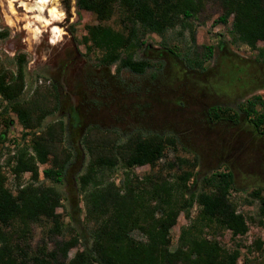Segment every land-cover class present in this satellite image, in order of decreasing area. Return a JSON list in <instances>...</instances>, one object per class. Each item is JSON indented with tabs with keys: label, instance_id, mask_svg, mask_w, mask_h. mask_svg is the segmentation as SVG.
Returning <instances> with one entry per match:
<instances>
[{
	"label": "rangeland",
	"instance_id": "374dc122",
	"mask_svg": "<svg viewBox=\"0 0 264 264\" xmlns=\"http://www.w3.org/2000/svg\"><path fill=\"white\" fill-rule=\"evenodd\" d=\"M49 1L43 10H38L37 0H0V30L6 33L0 39V69L14 71L15 57L24 55L20 99H34L49 111L57 99V110L30 132L20 127L13 114H7L10 123L0 144L5 187L14 193L16 184L29 183L27 173L21 174L17 182L10 174V157L16 148H28L33 135L39 133L50 137L45 135L46 127L53 125L54 131L59 132L61 123L60 142L51 151L56 157L67 156L70 162L59 184H43L54 187L61 198L56 213L62 229L55 238L78 237L75 247L68 251L70 258L89 244L90 224L84 219L77 190V178L88 160L82 142L88 140L92 147L106 146L117 137L132 133L158 134L171 141L164 147L162 157L154 167H135L131 174L139 179L148 177L153 182L171 183L190 171L196 181L192 184L190 179L187 185L192 193H197L207 188L202 178L228 173V200L246 219L247 232L232 237L227 230L210 227L204 235L214 238L225 250L238 246L236 264H264V217L258 214V200L250 196L252 191H258L264 197V134L254 131L242 117L233 123L225 118L210 120L206 115L210 107H226L232 113L253 96L264 100V63L256 58V51L235 42L229 32L230 21L226 25L215 22L220 10L207 1L195 18L182 27L169 29L163 43L155 34L144 36L137 57L146 59L150 66L142 74L116 71L113 65H98L99 54L86 51L81 43L85 27L96 24L94 16L77 10L74 0ZM115 21L113 15L105 24L118 29ZM205 46L212 47V53L203 63V71L186 68L182 58L187 54L202 57ZM256 47L261 48L262 43ZM230 68L235 73L231 83ZM237 68L239 71L234 72ZM4 105L0 100V112ZM2 128L0 121V131ZM46 166L39 165V172ZM122 173L120 165H116L108 175L109 181L118 185ZM38 181H43L40 173ZM195 213L193 206L190 217ZM186 224L187 219L180 213L169 231L170 250L176 245L179 229ZM50 226L44 218L29 225L27 243L31 254L41 246L51 247ZM131 235L141 238L138 231ZM255 242L261 243L258 248H254Z\"/></svg>",
	"mask_w": 264,
	"mask_h": 264
},
{
	"label": "trees",
	"instance_id": "16d2710c",
	"mask_svg": "<svg viewBox=\"0 0 264 264\" xmlns=\"http://www.w3.org/2000/svg\"><path fill=\"white\" fill-rule=\"evenodd\" d=\"M216 4L220 10L215 22L226 25L230 21V34L236 43L256 51V58L264 63V0H74L77 10L94 16L96 24L85 27L81 43L86 51H96V62L101 66L115 67L142 74L150 64L137 57L143 47V38L152 33L163 43L164 34L176 26L195 18L205 2ZM116 15L118 29L105 24ZM0 30V39L5 36ZM258 42L262 47H256ZM191 43H194L193 36ZM168 54L174 53L163 47ZM202 57L182 58L189 70L203 71V63L211 57L212 47H203ZM25 57H15L12 72L0 69V100L4 108L0 112L2 130L0 144L4 142L10 123L8 113L15 116L20 127L30 132L40 126L42 119L57 110V99L51 110L44 109L36 100L23 102V72ZM232 68L229 69L231 72ZM238 72L239 68L233 70ZM228 74L232 82V72ZM210 120L225 118L236 123L239 117L248 122L256 132L264 134V100L253 96L237 105L235 112L226 107H210L206 113ZM97 129V127H92ZM90 129V128H89ZM99 130V129H97ZM100 131V130H99ZM99 131L97 133L99 134ZM63 133L53 125L47 126L45 135H33L29 150L18 147L12 153L10 168L17 182L21 174H29V183L16 184L15 192L9 191L0 170V264H236L239 247L225 250L214 238H207L204 230L210 227L229 231L232 237L247 232L246 219L228 200L231 176L212 174L202 178L207 186L197 193L187 185L192 173L184 172L174 182H153L150 178H137L131 171L135 167H154L162 157L164 147L171 141L158 134L132 133L120 136L110 145L82 142L88 160L84 171L77 178V190L84 206V219L90 224L89 244L68 257L78 237L67 240L55 237L61 234L62 223L56 209L60 194L52 186L59 184L70 159L56 157L52 146L60 142ZM28 134V133H27ZM24 134L23 136H25ZM86 135V133H85ZM39 165H47L39 172ZM120 165L123 175L118 185L109 181V173ZM39 173L43 178L38 181ZM191 184V185H192ZM258 200V214L264 217V197L258 191L250 193ZM196 213L190 217L191 208ZM182 213L187 224L179 229L175 247L170 250L169 231ZM44 218L50 222L48 230L50 248L41 246L29 252L27 236L29 225ZM138 231L140 240L131 235ZM260 242L254 243L258 248Z\"/></svg>",
	"mask_w": 264,
	"mask_h": 264
},
{
	"label": "bare ground",
	"instance_id": "6f19581e",
	"mask_svg": "<svg viewBox=\"0 0 264 264\" xmlns=\"http://www.w3.org/2000/svg\"><path fill=\"white\" fill-rule=\"evenodd\" d=\"M47 2H50L49 0H37V3H38V5H37V9L38 10H43V7L45 6V4L47 3ZM32 9V8H31ZM29 11V10H28ZM32 12V11H31ZM41 13H42V11H40ZM49 13V12H48ZM51 14H53V13H51ZM55 28V27H54Z\"/></svg>",
	"mask_w": 264,
	"mask_h": 264
}]
</instances>
